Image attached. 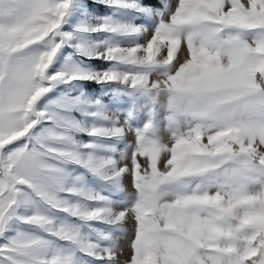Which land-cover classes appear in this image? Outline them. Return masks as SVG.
Wrapping results in <instances>:
<instances>
[{
    "label": "snow or ice",
    "instance_id": "6c2138e0",
    "mask_svg": "<svg viewBox=\"0 0 264 264\" xmlns=\"http://www.w3.org/2000/svg\"><path fill=\"white\" fill-rule=\"evenodd\" d=\"M0 264H264V0H0Z\"/></svg>",
    "mask_w": 264,
    "mask_h": 264
},
{
    "label": "rangeland",
    "instance_id": "374dc122",
    "mask_svg": "<svg viewBox=\"0 0 264 264\" xmlns=\"http://www.w3.org/2000/svg\"><path fill=\"white\" fill-rule=\"evenodd\" d=\"M98 11H100L101 13H103V12H105L106 10L103 9V8H100ZM182 55H183V54H182ZM94 88H95L94 85L90 86V89H94ZM125 183H126V185H127L129 182L126 180ZM128 190L131 191V188L129 187ZM122 244L125 246V250H124L123 255H122L120 258H121V260H125V259H127L128 255H129V252H128V250H127V241H126V240L122 241Z\"/></svg>",
    "mask_w": 264,
    "mask_h": 264
}]
</instances>
